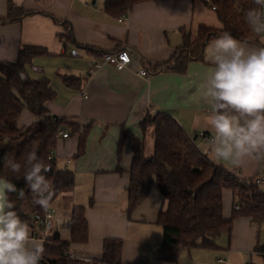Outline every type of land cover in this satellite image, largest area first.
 <instances>
[{"label": "crops", "instance_id": "1", "mask_svg": "<svg viewBox=\"0 0 264 264\" xmlns=\"http://www.w3.org/2000/svg\"><path fill=\"white\" fill-rule=\"evenodd\" d=\"M9 1L28 13L17 20L0 21V62L15 61L22 45L43 47L45 53L34 56L26 71L33 78L49 79L56 92L48 104L49 113L66 117L78 127L77 131L72 126L62 127L68 136L59 133L52 149L56 166L73 173V188L52 199L50 204L56 212L45 231L37 223L30 228L32 238L42 244L54 233L69 239L71 210L82 205L88 239L70 244L68 252L76 258H99L104 239L119 238L120 264H264V252L255 249L264 246V223L237 216L229 232L215 237V246L182 248L176 261H166L158 255L163 230L157 218L166 201L157 186L153 183L149 194L132 210L127 209L132 152L130 142L125 141L118 158L121 126L141 136L139 122L147 113L169 114L210 158L213 133L207 124L200 85L211 68L204 59L205 52L215 39L204 47L202 59L191 61L184 72L153 70V66L168 62L183 43L182 30L194 35L200 23L221 26L210 3L147 0L114 16L105 11L106 0H0L1 18L7 16ZM259 41L264 45V35ZM122 47L131 55L127 68L117 70L103 63V52ZM97 63L100 66L96 68ZM141 68L148 71L147 76L139 74ZM64 74L79 77L80 85L67 86L62 80ZM35 120L24 110L18 125ZM86 124L90 129L84 153L74 157L78 132ZM144 138V154L148 156L154 141L150 132ZM118 164L120 170L116 169ZM219 165L245 180L264 175V159L248 158L239 167L224 162ZM222 203L223 214L229 217L235 204L230 189L223 190Z\"/></svg>", "mask_w": 264, "mask_h": 264}, {"label": "trees", "instance_id": "2", "mask_svg": "<svg viewBox=\"0 0 264 264\" xmlns=\"http://www.w3.org/2000/svg\"><path fill=\"white\" fill-rule=\"evenodd\" d=\"M147 0H106L104 9L114 16L126 13L131 7ZM221 26L214 27L200 23L194 35L182 30L183 43L176 48L170 60L153 66L154 71L170 69L177 73L186 70L193 60H201L203 49L212 39L227 31L241 41L258 46L259 37L246 22L245 13L257 7L254 0H212ZM28 13L21 6L8 2L7 16L0 21L17 20ZM108 52V51H107ZM102 53V57L105 53ZM45 49L38 45L20 46L17 58L12 62H0V177L6 178L23 188L25 198L18 199L16 193L10 194L15 202L14 210L21 219L35 227L43 216L44 210L34 205L32 196L20 175L9 171L5 157L10 154L21 164L28 151H35L39 158L52 166L46 175L52 180L55 198L60 192L73 188V173L59 168L52 156L62 127H78L66 117L49 113L48 104L54 100L56 92L45 76L33 78L26 71V65ZM23 70L27 79L21 80L18 70ZM63 82L67 86L78 87L81 79L64 74ZM28 111L35 121L18 125L22 111ZM72 123V124H71ZM141 136L132 134L121 126L117 155L120 158L125 141L130 142L132 152L128 169L127 186L128 210L136 207L150 192L154 183L166 201L164 209L159 211L157 222L162 226L163 239L158 248L159 258L176 261L182 248L215 246V237L229 232L232 220L237 216H246L252 222L264 223V189L254 183V178L241 179L235 172L212 161L195 144L171 115L156 112L147 113L139 122ZM90 124L78 132L74 157L84 153L86 137ZM150 132L154 145L151 155L144 154L145 135ZM117 170H120L119 164ZM230 189L239 208L233 207L229 217L222 210V192ZM39 226V225H38ZM70 238L62 239L57 233L49 236L43 243L44 253L40 264H120L122 241L119 238H105L99 258L87 260L69 258L71 243H84L88 239L87 221L84 207L74 205L70 216ZM264 252V246H256Z\"/></svg>", "mask_w": 264, "mask_h": 264}, {"label": "clouds", "instance_id": "3", "mask_svg": "<svg viewBox=\"0 0 264 264\" xmlns=\"http://www.w3.org/2000/svg\"><path fill=\"white\" fill-rule=\"evenodd\" d=\"M254 4L257 7L247 10L245 19L255 34L264 35V0ZM204 59L211 65L200 85L213 133L208 155L234 167L248 158L264 159V46H251L225 31L208 45ZM17 75L28 78L22 69ZM5 163L14 174L23 170L34 205L47 211L55 194L46 175L52 166L35 151L26 153L23 164L10 154ZM11 193L25 198L23 188L0 177V264H40L43 244L32 238L28 222L14 210Z\"/></svg>", "mask_w": 264, "mask_h": 264}, {"label": "built area", "instance_id": "4", "mask_svg": "<svg viewBox=\"0 0 264 264\" xmlns=\"http://www.w3.org/2000/svg\"><path fill=\"white\" fill-rule=\"evenodd\" d=\"M207 2L210 3L211 7L214 9L215 8V4L212 2V0H206ZM103 59V63H108L111 64L112 66H114L117 70H122L125 69L129 66L130 62H131V55L130 52L127 48L122 47L116 51L113 52H107L103 55L102 57ZM100 63L95 64V67H99ZM93 71V68L89 69V73H91ZM139 74L141 76H147L148 71L145 68H141L139 69ZM62 137H67L68 133L64 132V130L60 131ZM53 156H49V158H51ZM69 162V160H67V163ZM66 164H63V167ZM254 183L257 184L260 188L264 189V175H260V176H256L254 178ZM51 203V202H50ZM234 208L238 209L239 208V204L237 202H235L234 204ZM56 212V209L50 204L49 208L47 211H44L43 216L39 219V228L42 231H45L48 227L49 224V220L50 218L54 215V213ZM69 258H76L73 254L68 253ZM221 261V259H219Z\"/></svg>", "mask_w": 264, "mask_h": 264}]
</instances>
